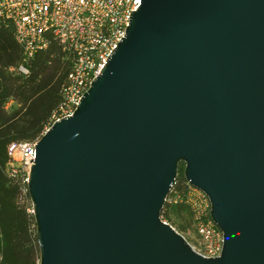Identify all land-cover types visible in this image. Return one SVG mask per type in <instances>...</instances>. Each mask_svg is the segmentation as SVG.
I'll use <instances>...</instances> for the list:
<instances>
[{"label":"water","instance_id":"water-1","mask_svg":"<svg viewBox=\"0 0 264 264\" xmlns=\"http://www.w3.org/2000/svg\"><path fill=\"white\" fill-rule=\"evenodd\" d=\"M30 161L39 264H264V0H140ZM179 163L218 257L161 217Z\"/></svg>","mask_w":264,"mask_h":264},{"label":"built area","instance_id":"built-area-1","mask_svg":"<svg viewBox=\"0 0 264 264\" xmlns=\"http://www.w3.org/2000/svg\"><path fill=\"white\" fill-rule=\"evenodd\" d=\"M139 5L140 0H0V25L13 28L22 50L21 62L10 71L27 74L25 63L37 52L47 49L50 39L58 42L70 59L71 71L61 90L62 99L48 127L72 115L80 97L124 35L130 11ZM39 138L8 146L6 173L26 194L28 173L33 164L30 160L35 159V144ZM165 203L187 205L198 238L195 245L189 244L204 258L220 256L223 234L210 218V203L202 191L185 180L182 190L174 184Z\"/></svg>","mask_w":264,"mask_h":264},{"label":"trees","instance_id":"trees-1","mask_svg":"<svg viewBox=\"0 0 264 264\" xmlns=\"http://www.w3.org/2000/svg\"><path fill=\"white\" fill-rule=\"evenodd\" d=\"M21 59L13 28L0 25V264H39L29 198L6 173L8 146L43 134L61 102V90L71 71L70 59L53 39L47 49L25 63L27 74H14L10 68ZM184 184L183 164L179 163L175 186L182 190ZM181 211H187L192 221L185 204L165 203L161 217L169 223L171 214Z\"/></svg>","mask_w":264,"mask_h":264},{"label":"rangeland","instance_id":"rangeland-1","mask_svg":"<svg viewBox=\"0 0 264 264\" xmlns=\"http://www.w3.org/2000/svg\"><path fill=\"white\" fill-rule=\"evenodd\" d=\"M9 107V106H8ZM48 127V126H47ZM171 226L191 244L195 245L198 241L195 228L187 211H181L171 214V220L169 221Z\"/></svg>","mask_w":264,"mask_h":264},{"label":"crops","instance_id":"crops-1","mask_svg":"<svg viewBox=\"0 0 264 264\" xmlns=\"http://www.w3.org/2000/svg\"><path fill=\"white\" fill-rule=\"evenodd\" d=\"M9 106H10V104H9Z\"/></svg>","mask_w":264,"mask_h":264}]
</instances>
